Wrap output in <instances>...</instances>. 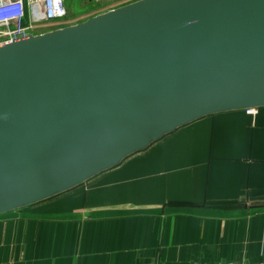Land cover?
Wrapping results in <instances>:
<instances>
[{
  "label": "water",
  "instance_id": "1",
  "mask_svg": "<svg viewBox=\"0 0 264 264\" xmlns=\"http://www.w3.org/2000/svg\"><path fill=\"white\" fill-rule=\"evenodd\" d=\"M259 106L264 0H135L0 45V213Z\"/></svg>",
  "mask_w": 264,
  "mask_h": 264
},
{
  "label": "crops",
  "instance_id": "2",
  "mask_svg": "<svg viewBox=\"0 0 264 264\" xmlns=\"http://www.w3.org/2000/svg\"><path fill=\"white\" fill-rule=\"evenodd\" d=\"M123 2L92 0L71 15L65 7L41 27ZM23 4L26 20L39 17L37 4ZM260 262L264 106L199 117L63 191L0 213V264Z\"/></svg>",
  "mask_w": 264,
  "mask_h": 264
},
{
  "label": "built area",
  "instance_id": "3",
  "mask_svg": "<svg viewBox=\"0 0 264 264\" xmlns=\"http://www.w3.org/2000/svg\"><path fill=\"white\" fill-rule=\"evenodd\" d=\"M39 8V17L31 15L26 20L23 0H0V45L26 38L42 24L60 20L65 14L64 0H30ZM245 114H253L256 107H245Z\"/></svg>",
  "mask_w": 264,
  "mask_h": 264
},
{
  "label": "rangeland",
  "instance_id": "4",
  "mask_svg": "<svg viewBox=\"0 0 264 264\" xmlns=\"http://www.w3.org/2000/svg\"><path fill=\"white\" fill-rule=\"evenodd\" d=\"M112 3L116 2H120L123 0H109ZM135 0H125V2L123 3H129ZM92 4V0L88 1V0H65L64 1V5L65 7H67L68 9V15L74 14V13H81L83 12L86 8H90V5ZM123 5V4H121ZM120 6V5H119ZM54 21V20H51ZM63 22H59V24H62ZM55 26H47L44 25L43 27H40L38 29H35L33 32L34 33H42L45 32L46 30L49 31L48 29H53Z\"/></svg>",
  "mask_w": 264,
  "mask_h": 264
}]
</instances>
